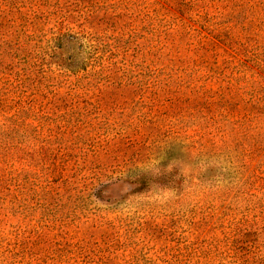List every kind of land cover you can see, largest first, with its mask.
<instances>
[{
    "label": "rangeland",
    "instance_id": "rangeland-1",
    "mask_svg": "<svg viewBox=\"0 0 264 264\" xmlns=\"http://www.w3.org/2000/svg\"><path fill=\"white\" fill-rule=\"evenodd\" d=\"M33 1L79 38L62 42L68 53L36 58L33 89L3 95L22 105L23 126L2 164L0 264H237L246 248L264 264L263 180L232 184L230 163L202 154L222 138L216 122L231 103L264 85L239 44L163 0ZM224 5L215 0L210 14L230 13ZM230 32L239 47L264 44V29ZM86 55V71L57 65ZM52 173L70 182L60 199L45 194Z\"/></svg>",
    "mask_w": 264,
    "mask_h": 264
},
{
    "label": "trees",
    "instance_id": "trees-1",
    "mask_svg": "<svg viewBox=\"0 0 264 264\" xmlns=\"http://www.w3.org/2000/svg\"><path fill=\"white\" fill-rule=\"evenodd\" d=\"M163 1L169 7H175L180 14L188 15L200 28L209 30V32L217 31L216 35H219V31L222 32L221 39H224L228 44L242 45L238 40H233L230 28L238 27L246 39L253 37V34L261 37L258 31L264 29V0H222L225 2L224 8L231 10L225 15L222 13L210 14L208 8L212 3H215V0ZM27 2L29 5L24 10L25 3L23 1L16 3L15 0H0V190L6 183L2 164H7L9 155L18 151L20 130L23 126L22 105H17L18 102L9 103L5 97L3 98V95L24 86L33 89L30 80L33 72L31 67L37 66L36 58L46 51H51L52 55L62 54L65 51L63 41L71 43L72 40L76 41L79 38L77 33L71 32L68 28H62L66 21L65 16L56 17L51 13V10H45L39 4L35 5V1L28 0ZM50 22L52 25L47 27L46 25ZM220 27L224 29H220ZM93 34L91 37L95 41L94 36L96 35ZM262 40L264 41V35ZM44 41L45 44H43ZM239 46L233 47V50L236 54H242L245 57L242 63L248 62L264 74V44L263 46ZM92 48L98 52L97 46ZM259 48H263V50L258 51ZM65 52L68 53L67 49ZM5 58H9L6 65L10 78H7L8 75L4 77L5 73L1 70ZM89 58L91 57L86 55L79 66L64 65L65 63L61 62L57 65H62L61 68L67 74L77 73L87 70ZM64 60L71 61L70 58ZM104 66L103 64L98 71H103ZM5 80L6 82H4ZM3 84H7L9 87H4ZM247 94L249 96L243 100V106L239 102H233L230 105V113L220 116L222 119L216 122L217 126L215 127L222 137L219 140L220 144L213 142L202 154L207 158L216 155L223 156L224 163L225 161L230 163V168L226 173L232 184L236 178L240 177L249 183L256 182L252 179H261L263 180L262 186H264V85L254 87ZM235 112L238 115H231ZM229 117H235V119L231 123L227 122L228 127L227 123L219 124ZM227 130L232 134L229 144L224 138ZM154 133L148 132L147 137ZM226 173L222 172L223 175ZM51 175H54L55 178L51 181L48 180L49 188L45 194L53 191L60 199V188L68 185L69 179L62 173L57 176L55 173ZM217 177L219 176H215V179ZM213 178L210 177V179ZM57 181L58 184L54 185L53 183ZM171 182L175 181L171 179ZM57 206H60V203ZM23 209H25V205H23ZM238 251H243V247H240ZM244 252H249V249L246 248L242 252L244 258L235 257L237 264H254L255 261L257 262L259 258L263 257H258L250 262ZM261 262L262 259L257 264Z\"/></svg>",
    "mask_w": 264,
    "mask_h": 264
}]
</instances>
